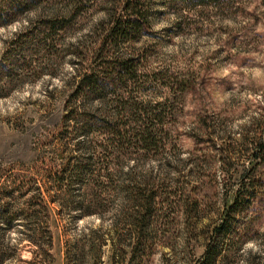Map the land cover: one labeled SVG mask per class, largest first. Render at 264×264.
<instances>
[{"label":"rangeland","instance_id":"obj_1","mask_svg":"<svg viewBox=\"0 0 264 264\" xmlns=\"http://www.w3.org/2000/svg\"><path fill=\"white\" fill-rule=\"evenodd\" d=\"M121 4L0 0V264H202L215 239L205 264H264V155L251 156L264 125V0H145L148 29L116 44L105 28ZM118 57L137 77L116 94L166 103L156 148L108 145L89 115L115 95L75 91ZM141 186L154 212L132 260Z\"/></svg>","mask_w":264,"mask_h":264},{"label":"trees","instance_id":"obj_2","mask_svg":"<svg viewBox=\"0 0 264 264\" xmlns=\"http://www.w3.org/2000/svg\"><path fill=\"white\" fill-rule=\"evenodd\" d=\"M189 3H201V4H211L212 0H183ZM121 10L123 11L119 15L116 13L112 14V17L108 21V26L105 28L107 30V36H111L114 42L117 44L119 40L123 39L125 36L133 35V33L138 32L142 27L148 29L149 27V6L145 4V0H122ZM19 9H24L25 5L20 4L17 6ZM55 22H52V26ZM5 24V22H0ZM115 69L107 72L100 79V75L95 73L84 74L81 79L80 86L77 88L76 93L81 90H85L86 93H97L99 96H104L106 93L112 92L114 96L113 104L114 106L105 112L104 116L95 117L94 113L89 115V119L99 120L102 122L101 127L106 130L110 138L108 140V145L119 146H132L137 145V143L142 144L147 149H153L158 146L159 143V132L162 131L161 128L156 127V122H163V112L165 111V104L163 102H157L155 107L146 106L134 101L130 93H126V96L116 94L118 88H124L127 90V82L130 79L137 77V68L132 58H116ZM111 63H114L111 61ZM108 80V81H107ZM121 84V85H120ZM167 85L172 89L176 85H180L179 81L172 76L167 81ZM181 87V86H180ZM117 95V96H116ZM158 108V110H156ZM73 112V110H70ZM71 115V113L69 114ZM88 116V115H87ZM88 121V120H87ZM88 123V122H87ZM87 123L82 124V129L87 128ZM133 139V140H132ZM254 143V151L251 156L262 157L264 155V125L262 134H258L252 139ZM114 147V146H113ZM264 157V156H263ZM252 158V159H253ZM242 187L238 188L236 194L233 196L230 202L226 204L225 217H222V221L218 227H216L217 235H221L224 227L227 228L230 221V213L234 211L243 199L245 191V182L241 183ZM143 186L138 187L137 197L133 200V212L135 215V238L132 251V260L135 257L136 250L139 243L142 241V234L144 229L147 227L150 221L151 215L154 212V194L153 192H145ZM131 205V206H132ZM222 227V228H221ZM220 251L219 242L217 239L213 243L209 244L205 253L204 258L206 262H211L214 257Z\"/></svg>","mask_w":264,"mask_h":264}]
</instances>
